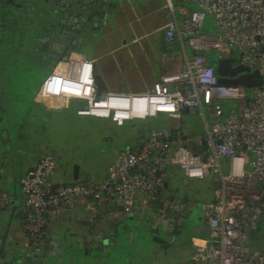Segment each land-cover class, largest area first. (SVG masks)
<instances>
[{
	"label": "built area",
	"instance_id": "obj_1",
	"mask_svg": "<svg viewBox=\"0 0 264 264\" xmlns=\"http://www.w3.org/2000/svg\"><path fill=\"white\" fill-rule=\"evenodd\" d=\"M183 1L194 6L178 20L174 1L162 0L165 38L186 43L192 50L190 54L184 50L182 67L160 75L145 92L89 96L76 113L123 125L160 112L180 121L186 111L198 114L202 131L191 132L183 125L149 129L136 145L116 152L105 179L97 184L55 181V160L41 154L20 179L24 227L33 238L46 212L77 198L92 200L104 216L128 213L139 200L149 208L162 203L155 208L163 212L166 169L176 166L187 179L211 178L215 183L213 198L204 204L209 238L195 242L188 264H264V0ZM206 16L214 31L203 30ZM232 48L238 51V60L232 57ZM209 51H217L218 59L231 60L230 68L257 72L261 84L219 83ZM82 60L62 71L52 69L43 89L62 93L64 79L79 76ZM226 100L232 101L231 106L225 105ZM9 203L8 193L0 188V212ZM207 242L212 246L207 248Z\"/></svg>",
	"mask_w": 264,
	"mask_h": 264
},
{
	"label": "crops",
	"instance_id": "obj_2",
	"mask_svg": "<svg viewBox=\"0 0 264 264\" xmlns=\"http://www.w3.org/2000/svg\"><path fill=\"white\" fill-rule=\"evenodd\" d=\"M173 1L178 20H181L184 12H188L194 6L192 2H185L183 0ZM107 3V5L110 6L109 19L105 21L101 26V29L96 32L95 36L82 41L80 48L77 50L80 54L86 55V59H83L81 62L79 76L76 78H65V86H63L64 90L62 93L53 94L48 89L45 91L43 87L40 88L41 98H52L55 101H53L54 103H45L44 109L47 110L46 113L51 112L52 108L60 109V111L53 112L62 113L63 110L69 109L71 101H73V105L77 109L86 104L87 97H101L107 92H145L151 88L153 82H155L160 75L177 71L182 67L184 50L187 54L191 53L192 50L186 43H183L182 46L180 41L170 42L165 38L163 28L167 21V17L162 7V0H107ZM30 11L28 5H24V8L21 10V12L25 14H28ZM0 12H2L0 15V18H2V24L4 22L13 25L19 24L17 23L19 22L17 18L13 20L10 18L9 15L12 13L8 6L1 8ZM3 16L6 18L3 19ZM99 22L101 23L102 21L100 20ZM38 31L39 30L36 29L37 36L40 35ZM11 38L16 42L18 35H13ZM182 39L185 41L184 35H182ZM70 64L76 65L77 60L72 59ZM48 71L51 73V70ZM64 75H66V73H64ZM16 94L17 92H14V90L9 89L8 87H0V134H2L3 131H7L9 139H15L14 137L16 134L19 135V133H21V136H25L26 134V131L20 129L23 128L25 125L24 121H27V119H23V122L19 123V115L11 114L9 111V101L10 99L14 100ZM36 96L37 98L40 97L37 93ZM185 113L188 112L185 111L184 114ZM158 115L172 118L165 112H160ZM190 115L198 116L196 113H191ZM177 122H179V120H176V124L172 123L166 128L174 129L177 126ZM37 132L41 133L39 130ZM147 132L145 134L144 132H140L134 139L132 145H136L140 138L145 136ZM24 139L26 140L22 139L23 149L21 152L22 154H20L21 159L19 162H25V166L20 172L19 185L21 177L36 165L41 154L52 156L57 166H61V159L68 157V155H64L63 151H59L60 149H55L52 142L48 139L40 140L35 138L34 141L37 142V145H34V141L30 143L31 140H28L27 136L24 137ZM118 150L113 152L112 157L104 165L101 174L90 172L83 173V177H80V167H78L77 179H73V172L67 170L62 173L63 180L65 175H67V172H69L68 174L70 178L62 182L80 183L89 181L93 184L100 183L105 179L106 167L114 160ZM51 152H54V156ZM176 172H179L181 176L180 174H176ZM176 175H179L182 180H186L184 185L188 184L191 180H194L185 178L182 171L176 166H169L166 169L165 182L168 183V180L171 182V179ZM58 182L60 181L58 180ZM0 188L6 191L2 187ZM19 190L21 196H19V193L17 192L9 193L6 191L10 197V203L8 208L0 212V221L9 218L8 212L11 208L16 206L19 211H22L23 207L25 208L22 201L23 194L20 186ZM73 202L94 206L93 201L87 198H77L74 199ZM158 206H162V203H160V205L157 204L155 207ZM155 207L153 206L149 208L139 200L130 212L125 214L117 213L112 216H106V218L117 222L122 228H124L123 225H127L124 230L126 231L128 238L129 229H127V222H132L133 228H135L137 222L140 219H145L150 213H153L151 211L156 209ZM57 212H59V209L49 210L47 213L52 215ZM158 213H160V211L156 212L155 217L157 219ZM16 218L18 219L19 216ZM204 225L205 227H195L197 229H192L191 226L189 232H184L171 238L167 235L166 239L168 240H165V242L162 243L163 245H160L154 236H152L154 238L153 242H156V244H158L163 250L165 249L166 252L170 249L169 247H174V250H172L173 252H169V256L171 254L180 256V254L183 253L186 241L188 240L191 250L186 253V255H188L187 261L183 263L188 264L194 255L195 242L199 239L209 238V230L206 222H204ZM149 227L150 224L147 225L145 230H149ZM194 230L196 234L194 233ZM254 234L257 233L255 232ZM254 234L253 238L254 240L257 239V243L259 244V234ZM172 244L175 246H172ZM211 246V242H207L206 247L209 248Z\"/></svg>",
	"mask_w": 264,
	"mask_h": 264
},
{
	"label": "rangeland",
	"instance_id": "obj_3",
	"mask_svg": "<svg viewBox=\"0 0 264 264\" xmlns=\"http://www.w3.org/2000/svg\"><path fill=\"white\" fill-rule=\"evenodd\" d=\"M25 22L23 20V40L24 42L25 40L29 42V38L25 34L28 33L25 30ZM203 30L214 31L213 22L207 16L205 17ZM4 38L5 42L9 40L6 39L5 35ZM31 42L32 40L30 39V44L22 48V51L19 53V59L13 63L12 68L14 71L9 68L14 74L13 82L9 89L14 90L17 94L14 100L10 99L8 106L11 114L19 115V123L23 122V119H27V121H24L25 125L23 128L20 129L26 131L27 135L21 136V133H19V140L21 138L26 140L24 139L26 136L28 140H31L30 143L35 138L40 140L48 139L52 142L55 149H60L59 151H63L64 155H68L67 158L60 160L62 167L57 168L55 174L52 176L54 180H59L60 182L68 180L70 178L69 172L65 175L64 180L62 173L67 170L73 172L74 166L80 167V177H83V173L101 174L104 165L112 157L113 152L128 145L133 146V141L140 132H144L145 134L151 128L164 130L170 124H176V120L158 115L157 117H149L145 120L126 121L123 125H117L116 123L106 121V119L78 115L73 101H71L69 109L63 110L62 113L53 111L46 113L47 110L44 109L45 103H54L55 101L52 98H41L40 88L43 87L44 81L50 74V71L47 70V66L44 67L40 53L35 52L36 50L33 49L34 47ZM232 50V57L238 60V51L236 48H232ZM207 56L210 64L216 66L219 53L217 51H209ZM248 91L249 88H247ZM36 93L40 97L37 98ZM224 103L231 106L232 101L226 100ZM205 112L208 114L207 109H205ZM177 125H183L189 131L195 133L201 132L203 128L200 117L190 115L189 113H185L182 120L177 122ZM38 130L41 133H38ZM11 140L12 144H15L13 142L14 139ZM21 144L23 145V141H19V149H22ZM19 159H21V156H19ZM24 166L25 162H18L16 164V170L12 175L13 181L4 184L2 186L3 189L9 193L20 192L19 176ZM176 174L180 173L176 172ZM177 181L174 177L171 179V185H174ZM214 188L215 183L211 178L194 179L180 188L179 197H187L188 199V203L184 204L190 210L188 222L189 226H192V229L195 227H205V210L203 206L213 198ZM19 196H21L20 193ZM127 224V229L132 230L133 223L128 221ZM146 233V231L143 232V229L140 228V231L133 237L132 242L129 243L125 231L118 244L119 248L116 249V261L119 264L126 263L129 257L131 258L132 254L135 253V264H139L142 261H146L147 264H183L187 261L188 255L186 253L191 250L188 240L180 256H175L174 254L169 256V252H173L174 247H169L170 249L166 252L156 242H153L154 238L152 235ZM166 236L164 232L161 233V237L165 238ZM174 244L172 246H175Z\"/></svg>",
	"mask_w": 264,
	"mask_h": 264
},
{
	"label": "flooded vegetation",
	"instance_id": "obj_4",
	"mask_svg": "<svg viewBox=\"0 0 264 264\" xmlns=\"http://www.w3.org/2000/svg\"><path fill=\"white\" fill-rule=\"evenodd\" d=\"M4 1L5 4L1 8L6 6L11 8L12 14L9 15L10 18L12 20L17 18L19 21L17 25L6 22L2 24V18H0V87L10 88L14 74L9 68L14 71L12 65L19 59V53L22 48L30 44V39L32 40L33 49L36 50L35 52L40 53L44 67L47 66L49 59L47 58V53L42 50L44 46L46 47V43L39 42L37 44V38L43 36L44 33L38 31L40 35H36L35 14L31 7V11L25 14L21 10L24 8V2L26 1L15 0L19 7H16L15 4H10V0ZM4 18L6 17L3 16ZM23 20L26 21L25 30L28 33L25 34L29 38V42H26V40L24 42L23 40ZM4 35L6 39H9L7 42H5ZM13 35H18L16 42L11 38ZM213 67L215 68V66ZM1 136L3 135L0 134ZM19 141H23L22 138ZM34 145H37L36 141H34ZM59 167L62 166L58 165L57 168ZM175 178L176 181L178 180L174 184L175 186L171 185L168 180V188L162 192L165 208L163 212L160 211L161 213L169 212V193L172 194L177 191L179 196L180 188L184 185L179 175H176ZM183 198L185 203H188L187 197H179L180 200ZM181 206H185V204ZM150 215L156 214L151 213ZM25 216L26 210L23 207V213L19 214V218L16 219L21 226L17 235L11 234L13 225L9 222V218L0 221V249L3 247L5 236L12 235V240L9 241L11 246L3 248L10 255L8 264H17L16 261H18V264H24L29 258L36 262L43 256L45 257V264H119L116 261V249L119 248L118 244L120 242L114 243V238L121 241L122 235H124V228L117 222L102 215L95 204L94 206H89L84 203L71 201L59 208V212L56 214L51 215L46 212L43 224L39 227L38 235L35 238L24 227ZM189 231L190 228L187 231L185 230L186 233ZM105 237L109 239V244L104 243ZM165 240L168 239L161 237V233L160 237H156V241L160 245ZM133 252L135 253V251ZM135 255L136 253L132 254L131 258L128 256L129 259L124 264H135ZM139 264H147V262L142 261Z\"/></svg>",
	"mask_w": 264,
	"mask_h": 264
},
{
	"label": "water",
	"instance_id": "obj_5",
	"mask_svg": "<svg viewBox=\"0 0 264 264\" xmlns=\"http://www.w3.org/2000/svg\"><path fill=\"white\" fill-rule=\"evenodd\" d=\"M9 3L19 7L15 0H10ZM4 4L5 1L0 0V9ZM107 4V0H26L24 2V5L31 7L35 14L36 29L44 33L36 41L37 44L39 42L46 43V47L44 46L42 50L47 53L49 59L47 70L62 71L65 66L71 63L72 59L77 61L86 59V55L80 54L77 50L80 48L82 41L95 36L105 21L109 19L110 6ZM230 62L229 59L217 60L215 72L218 75L219 83L242 84L247 87L261 84L257 72L249 73L248 69L242 66L230 68ZM56 66L60 68L55 70L54 67ZM52 111H60V109L52 108ZM106 121L111 122V119L108 118ZM2 135L0 137V187L12 181L13 172L16 170V164L20 161L19 156L22 152V149H19V135L15 136L13 141L15 144H12V140L8 138L7 131H3ZM51 154L54 156V152H51ZM78 167H73V179H77ZM185 182L184 179L183 184ZM57 185L55 184L54 188ZM163 188L164 190L168 188L167 182H164ZM168 198L170 200L168 204L169 212L158 213V219L155 217L156 215H149L143 219V223L140 219L136 227L128 232L127 239L129 243L132 242L133 237L140 231V228L143 229V232L146 231V234L154 237H160V233L164 232L170 238L184 233L185 230L187 231L190 228L188 222L190 210L185 206H181L184 205L185 199L180 200L177 191L172 194L169 193ZM151 212L156 214L157 210L154 209ZM21 213H23V210L19 211L16 206L8 212L9 222L13 225L12 235L13 233L15 235L19 233L21 226L16 217ZM148 224H150V227L147 231L145 228ZM124 229H126L125 225ZM156 230H159V232ZM12 235H6L3 239V247L0 249V264L9 263L10 255L3 248L11 246L9 241L12 240ZM119 235L121 236V234ZM108 240L105 237L104 243L109 244ZM117 242L120 241L114 238V243ZM16 263L18 264V261ZM24 264H45V257H41L36 262L29 258Z\"/></svg>",
	"mask_w": 264,
	"mask_h": 264
},
{
	"label": "trees",
	"instance_id": "obj_6",
	"mask_svg": "<svg viewBox=\"0 0 264 264\" xmlns=\"http://www.w3.org/2000/svg\"><path fill=\"white\" fill-rule=\"evenodd\" d=\"M208 54V53H207ZM162 191H163V189H162ZM261 232H263V230H260ZM257 233V232H256ZM254 235H257V234H254Z\"/></svg>",
	"mask_w": 264,
	"mask_h": 264
}]
</instances>
